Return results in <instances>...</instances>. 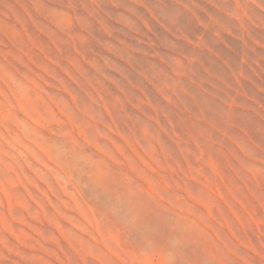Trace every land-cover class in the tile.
Returning <instances> with one entry per match:
<instances>
[{
    "label": "rangeland",
    "instance_id": "374dc122",
    "mask_svg": "<svg viewBox=\"0 0 264 264\" xmlns=\"http://www.w3.org/2000/svg\"><path fill=\"white\" fill-rule=\"evenodd\" d=\"M0 264H264V0H0Z\"/></svg>",
    "mask_w": 264,
    "mask_h": 264
}]
</instances>
